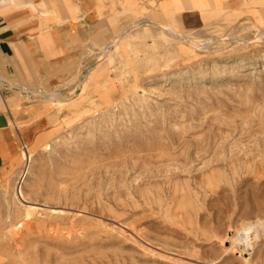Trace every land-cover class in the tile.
I'll return each mask as SVG.
<instances>
[{"label":"rangeland","instance_id":"rangeland-1","mask_svg":"<svg viewBox=\"0 0 264 264\" xmlns=\"http://www.w3.org/2000/svg\"><path fill=\"white\" fill-rule=\"evenodd\" d=\"M170 29L89 48L103 98L97 64L16 90L56 112L0 164V264H264V24Z\"/></svg>","mask_w":264,"mask_h":264},{"label":"crops","instance_id":"crops-1","mask_svg":"<svg viewBox=\"0 0 264 264\" xmlns=\"http://www.w3.org/2000/svg\"><path fill=\"white\" fill-rule=\"evenodd\" d=\"M243 20L264 24V0H0V164H18L25 144L47 131L43 112H56L27 105L24 92L16 90L49 89L73 70L97 64L91 83L103 98L102 87L111 81L99 79L107 76L98 68L102 60L90 61L87 51L102 48L135 22L220 33ZM11 112L42 113L33 126L19 129L10 125Z\"/></svg>","mask_w":264,"mask_h":264},{"label":"bare ground","instance_id":"bare-ground-1","mask_svg":"<svg viewBox=\"0 0 264 264\" xmlns=\"http://www.w3.org/2000/svg\"><path fill=\"white\" fill-rule=\"evenodd\" d=\"M170 29V28H169ZM170 30H172V29H170ZM172 32V31H171ZM173 33V32H172ZM174 34V33H173ZM232 38V37H231ZM233 40V39H232ZM186 42V41H185ZM191 42V41H190ZM194 43V42H193ZM189 44V43H188ZM203 45V44H202ZM207 45H211L209 42H207V43H205V47H207ZM195 47V46H194ZM197 48V47H196ZM198 48H200V46H198ZM202 48V47H201ZM203 48H204V46H203ZM14 192H15V194H16V197H18V195H17V192H16V190H14ZM24 194V193H23ZM260 227V224L258 225V227L256 228H253V225L252 224H250V225H244V227H243V233H241L240 235H239V237H244V238H242L241 239V241L242 240H246L247 241V234H249L250 232H252V230H256V229H258ZM244 234H246V236L244 235ZM258 234V233H257ZM260 234H261V232H260ZM259 235V234H258ZM256 239H258V237L256 236Z\"/></svg>","mask_w":264,"mask_h":264},{"label":"built area","instance_id":"built-area-1","mask_svg":"<svg viewBox=\"0 0 264 264\" xmlns=\"http://www.w3.org/2000/svg\"><path fill=\"white\" fill-rule=\"evenodd\" d=\"M25 148V147H24Z\"/></svg>","mask_w":264,"mask_h":264}]
</instances>
